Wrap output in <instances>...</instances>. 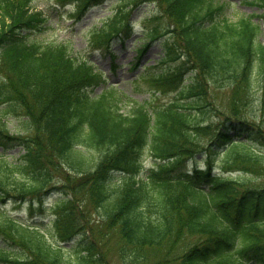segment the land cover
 Here are the masks:
<instances>
[{
    "label": "trees",
    "instance_id": "obj_1",
    "mask_svg": "<svg viewBox=\"0 0 264 264\" xmlns=\"http://www.w3.org/2000/svg\"><path fill=\"white\" fill-rule=\"evenodd\" d=\"M57 1H73L80 17L102 0ZM143 1L159 13L147 19L137 57L158 42L163 54L141 77L175 98L126 112L115 86L93 92L106 80L93 60L32 36L49 26L33 0H0V202L43 206L59 189L53 234L74 240L76 253L36 224L0 217V264H110L102 244L120 264H264V27L255 21L264 22V0H244L260 13L235 20L221 0H123L90 38L112 55L113 70L114 38L130 34ZM221 88L218 105L211 95ZM8 112H21L26 133L10 132ZM14 146L23 152L10 159ZM145 152L161 161L138 179ZM93 211L101 221L89 225Z\"/></svg>",
    "mask_w": 264,
    "mask_h": 264
},
{
    "label": "rangeland",
    "instance_id": "obj_2",
    "mask_svg": "<svg viewBox=\"0 0 264 264\" xmlns=\"http://www.w3.org/2000/svg\"><path fill=\"white\" fill-rule=\"evenodd\" d=\"M121 1L122 0H104L100 3L93 4L84 12V14L77 17L74 5H58L56 0H33V8H35V10L43 11L48 16L49 27L31 33L32 36L41 40L67 44L72 54L77 57H88L89 59H93L96 62V65L105 71V76L108 78L105 83H100L92 89L94 93H99L103 91L106 85L113 84L117 85L116 87L119 91L127 93L131 98L143 101L150 97L149 90L153 89L154 86L151 85L148 79L140 77L139 75L144 72V65H156V69L159 68L158 66H160V64L158 63V59L160 43H154L142 57L140 64L137 65H135L137 63L136 55L137 48L144 43L142 37L144 36L145 29L150 26V22H147V17H151L157 13L155 4L145 2L146 4L143 3L141 6L136 7L131 15L132 33L117 37L114 40L112 50L117 53L116 62L118 66L116 71L111 68V55L108 52H103L100 47L98 48L90 43L92 30L104 23L114 11H116ZM221 1L228 3L225 13L234 20L238 19L241 15L247 16L253 13H260V10H258L256 6L242 3V0ZM158 21L164 24L167 23L166 18L163 17ZM255 21L259 22L260 25L264 27V22L260 18L257 17ZM260 39L264 40V37H261ZM154 70L155 68H148L145 70V73L154 72ZM0 79H2L1 73ZM175 91L176 90L171 87L168 92L159 93L154 99V102L159 105L168 103L171 99L175 98ZM253 93L254 99L250 108H255L257 110L259 106L260 91H257L255 87ZM226 94L227 90L221 88L220 90L213 91L211 98L216 104L220 105L221 103H225L224 100ZM130 106V104L123 105L122 110L128 111L131 108ZM19 114H21V112L18 113V115L11 112L6 113L5 115L4 120L7 122V126L12 133H26L27 124L23 121L24 118ZM20 151L21 153L23 152L22 149L17 146L9 148L8 153L18 157ZM150 165L151 159L146 158V169H148ZM187 166V168H191V164H187ZM121 176V173H115L112 180L115 183H119ZM58 177L61 176L59 175ZM59 195L60 193L57 192L56 194L48 196L46 199V205L50 207ZM3 207L5 209V214L18 216L23 221H31L28 203L17 205L13 200H9V202ZM0 212L4 213L1 208ZM38 212L39 211L37 210V213ZM37 217L42 224L43 230L50 234L53 227V211L47 210L45 214H38ZM87 218L89 225H95L101 221L98 211L89 213ZM62 243L68 247H71L72 245L70 242ZM102 247L103 250L106 249V252L108 253L110 264L121 263L117 255L108 251L106 244H102ZM153 262L154 261H152V263Z\"/></svg>",
    "mask_w": 264,
    "mask_h": 264
}]
</instances>
